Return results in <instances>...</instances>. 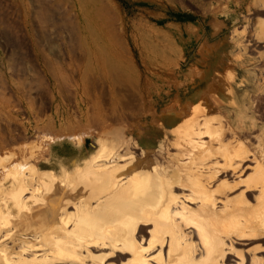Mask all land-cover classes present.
<instances>
[{"label": "rangeland", "instance_id": "374dc122", "mask_svg": "<svg viewBox=\"0 0 264 264\" xmlns=\"http://www.w3.org/2000/svg\"><path fill=\"white\" fill-rule=\"evenodd\" d=\"M199 105L195 142L210 141L211 124L218 140L246 150L262 171L264 0H0V219L13 221L6 230L17 229L22 216L16 207L30 209L50 178L69 187L68 179L105 147L128 142L131 148L121 152L130 154L119 166L152 163L160 177L172 174L185 162L179 153L189 133L186 121ZM244 165L249 169L242 174L216 173L215 208L243 207L237 218L259 235L220 236L226 245L219 264L257 257L264 264V217L255 209L261 186L256 164ZM188 188L170 186L186 213L199 205L182 199ZM78 206L58 211L69 218V230ZM146 225L143 231L137 226L136 243L147 264H166L167 241L162 253L160 242L148 249L153 227ZM185 230L180 234L196 236L183 242L197 244L202 255L196 230ZM24 234L28 247L20 236L15 245L5 237L3 245L14 254L23 246L24 258L36 257L33 264H80L68 252L54 257L50 247L31 246L40 233ZM131 255L86 243L81 263L128 264Z\"/></svg>", "mask_w": 264, "mask_h": 264}, {"label": "bare ground", "instance_id": "6f19581e", "mask_svg": "<svg viewBox=\"0 0 264 264\" xmlns=\"http://www.w3.org/2000/svg\"><path fill=\"white\" fill-rule=\"evenodd\" d=\"M194 109L195 112L190 110L191 113L193 112L192 114H195L192 116L190 124L185 119L189 126V133L184 138L186 145L180 142L183 148H180L179 154L185 162L174 168L172 174L160 177L152 163L147 164L146 168L130 167V164L127 167L119 166V162L125 161V157L130 154L121 152L125 147L131 148L128 142H125V145L120 143L101 149V152L92 158L83 170L76 171L68 179L69 187L60 185L54 178H50L44 187V194L41 198H35L36 201L30 209L17 206L16 210L21 214L22 219L16 220L17 229L15 231L6 230L13 224L9 217L7 220L3 219L4 216L0 219V264L34 263L36 257L31 260L23 256V251H25L23 246L28 247V239L25 234V238L20 235V232L24 231L40 233L39 240L38 238L30 239L31 246H35L33 244L37 242L39 247H50L48 253H54V257L68 252L80 264H82L81 250L86 243L93 246L106 247L108 245L113 249L128 250L132 254V260L128 264H147L143 250L136 243L135 232L140 223L142 231L146 228V224L153 227L151 239L147 243L148 249H153L160 242L159 248L162 253L165 240L167 241L164 246V248H168L166 264H219L222 263L226 245V240H221L220 236L226 238L233 235L234 238L243 239V237L259 235L258 230L254 228L245 230L244 227L247 223L244 226L241 224L244 221L237 218L236 213L245 210L242 209L243 207L226 205L224 210L215 208V205L218 204H216V196L219 193V188L213 189L215 184H211L212 179L216 177V173H219L221 168L238 170L242 174L244 170L249 169L244 164L248 162L256 164L254 170L257 172V177L256 179L255 176L251 177L255 179L256 184H260L261 191H258L260 195L257 197L258 202L255 209L264 217V169L262 168L260 171L259 163L253 157L250 159L246 150L242 152V149L240 151L231 142L226 145L224 141L218 140V137L214 135L213 128L215 127H212L211 124L206 125L207 133L211 135L208 137L210 141L195 142L194 139L197 137L192 135L197 131L194 129L196 125L193 120H196L195 116L200 113L202 106L199 105ZM199 133L201 134V132ZM202 133L204 135L205 132ZM217 141L220 142V146L215 147L213 143L216 144ZM216 156H219V159H216ZM130 158L132 157L130 156ZM167 168L170 167L165 166L162 169L164 174L170 172ZM171 185L176 188L189 187L190 194L182 199L184 201L187 199L199 201L198 209L186 213L187 207L179 202L175 193H171ZM20 192L23 193L24 190L22 189ZM76 201L79 202V206L76 208L79 213L77 221L74 222L75 224L73 223L74 227L69 230V218L61 216L59 218L58 211L61 205L75 204ZM245 212L243 211V213ZM249 217L247 220L245 219L246 222L250 219ZM191 227L197 232L200 247L203 250L202 255L197 254V252L201 253L197 244L191 241L183 242V240L193 238L190 233L194 232L193 234L196 236L195 231L180 234L185 228ZM18 236H20L18 241L23 246L14 254L13 248L3 245L2 239L6 237L11 240L12 245H15L13 239ZM229 244L232 248L235 243L231 241ZM197 255L200 256L198 260L195 259ZM242 264H263V259L257 257L250 261L246 258Z\"/></svg>", "mask_w": 264, "mask_h": 264}]
</instances>
